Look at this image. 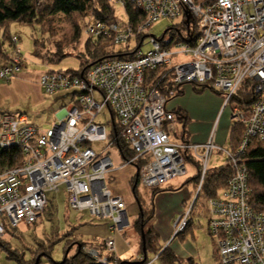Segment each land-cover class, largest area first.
Segmentation results:
<instances>
[{
	"label": "built area",
	"instance_id": "built-area-1",
	"mask_svg": "<svg viewBox=\"0 0 264 264\" xmlns=\"http://www.w3.org/2000/svg\"><path fill=\"white\" fill-rule=\"evenodd\" d=\"M110 2L124 9L132 6L142 18L134 22L127 14L124 23L90 19L83 33L107 40L113 48L140 39L131 57L101 60L78 76L52 70L41 75L38 83L47 95L66 91L72 100L47 130L30 124L24 115L0 110V239L6 235V221L13 227L38 224L48 203L47 193L58 192L62 185L70 210L110 220L114 235L123 231L129 222L127 204L108 186L114 161L92 146L106 141L115 145L121 138L134 151V158L123 160V165L144 162L137 172L147 190L187 177V160L192 159L200 166L198 195L212 154L226 155L233 174L227 188L208 200V230L216 239L218 263L264 264V213L250 205L248 175L241 165V155L250 143L264 141V0ZM183 17L192 43L170 49L152 37L154 49L146 54L139 51L142 35L152 24ZM11 41L14 53L8 64L0 66V81L15 78L24 66L18 36ZM173 59L182 60L173 65ZM157 69L171 74L176 84L204 85L222 94L224 107L232 105V120L244 126L236 151L217 145L213 134L204 144L172 141L178 130L168 101L157 87L146 85V72ZM242 88L254 94L250 105L232 103ZM106 110L110 131L96 122ZM188 216L179 218V231L187 225ZM105 249L116 253L114 238L105 240ZM84 251L95 259L101 257L97 249L85 247ZM107 260L103 257L100 262L107 264Z\"/></svg>",
	"mask_w": 264,
	"mask_h": 264
},
{
	"label": "rangeland",
	"instance_id": "rangeland-1",
	"mask_svg": "<svg viewBox=\"0 0 264 264\" xmlns=\"http://www.w3.org/2000/svg\"><path fill=\"white\" fill-rule=\"evenodd\" d=\"M115 9L116 13L114 19L119 23L126 22V10L119 4H115ZM58 18L54 23L55 27H52L53 30L44 32L45 29H43V33H41L38 27L30 28L18 23L10 25L9 33L12 36H18L20 38L19 49L24 58V66L20 74L27 75L31 82L35 81L36 78L39 79L41 75L50 70L63 72L67 70H81L82 64H85L89 60L85 48L87 38L84 33L82 34L79 44L71 45L75 29H73V26L70 25L67 20H64V18L63 20ZM169 28H172V30L164 36L163 43L170 49H174L178 43L184 42L178 30L184 38L188 37L186 20L184 17L183 19L175 21L161 19L152 24L151 27L144 32L142 35V46L139 51L146 54L153 50L154 46L151 42V38L154 37L156 40L160 41L165 31ZM3 35L4 31L0 30L1 39H3ZM34 39L41 41L39 45L42 54L51 55L58 50V46H62L65 48V53H69V56L62 59L59 63H45L35 56ZM139 43L140 39L136 40L132 38L127 44L108 48V51H133ZM5 48L9 55L14 53V49L9 46V44L6 43ZM180 60L182 59H173V65L178 64ZM11 81L12 79L10 81H0V83H10ZM32 89L35 91V89L31 87V89L28 90H19V93L15 95V112L7 110H3V112L24 115L27 117L30 124L47 130L56 123L62 109L72 101L70 99L71 96L67 95L66 91L59 92L55 96H49L42 88L41 93H33ZM183 90V95L169 101L168 108L171 111L180 109L187 114L189 121L186 128L187 132L194 135L196 141L204 139L208 134L209 126L212 125L210 132L212 131V134H217V137H220L223 143L226 142V145L229 142L230 129L234 125V121L231 119L232 105H229L230 107H224L223 98L210 88L197 92L192 85L187 84L183 87ZM220 105H223V107L220 108L217 115L218 118L216 117L215 119L217 121L214 124L215 121L213 122V117L216 115ZM110 118V113L106 110L97 117L96 122L106 125L108 131H110ZM176 128L179 131L182 130L181 124L176 123ZM171 139L173 142L181 141L177 135L172 136ZM257 145H264V142L254 141L251 148ZM92 146L98 152L103 150V155L110 156L114 161L115 167L119 162L123 161L117 145H111L110 141H106L103 144H93ZM226 162V155L219 151H215L210 157L209 169L211 171L219 168ZM187 167L189 170V175L187 177L174 179L165 183L164 186H174L176 189H179L180 186H184L183 188L187 186L186 188L193 193L191 202L184 204V198H186L184 194H171L170 196L158 197L163 194L160 193L154 200L155 214L146 209L147 204H151L152 193L141 185H139L138 196L142 199L140 201L144 206H142V209H139L134 196L135 185H133V182L135 178H133L130 184L131 190L128 188L125 189L127 194L126 198L130 199V193H133L135 199V203H131L130 206L129 204L127 205L130 225L126 226L124 229L122 228L123 231H118L115 235L109 230L111 224L110 220L94 219L87 212L70 210L68 207V194L65 185H62L58 192H48L47 209L44 211L38 224L27 226L24 223H20L18 227H13L7 221L5 222L7 231L6 235L0 239V264H19L15 255L23 258L26 264L37 263L39 259H41L40 264L60 263L63 261L64 257H66L65 255L68 251L67 257H72L75 253H78L77 251L80 252L81 247L77 245L79 242L89 247L91 245L98 248L100 254L104 256L107 255V252L103 243L108 238H114L117 254L115 253L113 256L108 254L106 256V259H108L107 264L111 263L109 260L115 263L118 255L122 256L123 260L138 259L140 257L139 252L141 249L142 237L137 231L136 219L141 215L147 220V227H145L143 232L149 230L152 224L164 231L168 230V227L173 228L168 243H166V237H161V233L155 227L153 229L154 231L156 230L161 237V246L170 247L175 255L184 261L183 264H219L216 256V239L208 232V200L204 197H200L190 214L197 199V192L194 189L195 185L194 182L191 181L197 174V169L195 164L188 160ZM135 176H137V174ZM110 181L111 180H109V182ZM184 181L185 183L188 182V184L183 185ZM182 189L180 188L177 191H181ZM177 191L167 192L172 193ZM124 202L126 201L124 200ZM175 213L177 214L176 216L174 215ZM180 213H182V215H178ZM187 213H189L188 220H191L192 223L183 234L178 235L184 230L179 231L181 226L179 225V218ZM177 221L178 224H176ZM67 246L69 247L65 252L64 249ZM4 247L9 248V250L7 251ZM47 253L51 256L47 257ZM148 258L154 259V254L149 252ZM155 260L156 259H154V262L152 261L151 264H162L160 261Z\"/></svg>",
	"mask_w": 264,
	"mask_h": 264
},
{
	"label": "trees",
	"instance_id": "trees-1",
	"mask_svg": "<svg viewBox=\"0 0 264 264\" xmlns=\"http://www.w3.org/2000/svg\"><path fill=\"white\" fill-rule=\"evenodd\" d=\"M126 13L130 17V20L136 22L142 18V13L138 10L134 9L132 6H127L125 8ZM115 5L110 2V0H0V30L4 31L3 39L0 37V66H4L8 64L11 60L12 55L7 53L5 45L6 43L9 44L14 49L12 44V35L9 33L10 25L13 23H18L23 26H28L30 28L38 27L41 33L53 30L52 27H55L54 23L56 19L60 20H67L70 25L73 26L75 32L73 34V42L71 45H76L80 43L82 34H83V27L87 21L90 19L102 21V22H109L115 20ZM84 24V25H83ZM48 28V29H47ZM172 28H169L163 34L161 42H163L164 36L170 31ZM188 32V27H187ZM178 33L181 39L184 42L192 43L191 40L184 38L181 32L178 30ZM86 37V36H85ZM19 38V37H18ZM87 38V37H86ZM20 40V38H19ZM40 40L34 39L35 45V56L38 57L43 62L49 63H59L62 59L69 56V53H65L64 47L58 46V50L51 55L42 54L40 49ZM70 45V44H69ZM68 45V46H69ZM85 48L87 50L89 60L82 64L81 70H67L65 73L78 76L81 72H86L92 65L96 64L97 62L108 59V58H117L126 60L133 55L135 51H119V52H110L108 48H113L111 44L102 38H87L85 42ZM4 64H2V63ZM146 85L150 87H157L161 93L166 97L168 103L175 98L180 97L183 95L184 90L183 87L187 84H176L171 77V74H164L161 69H157L154 71L146 72ZM192 85L195 91L200 92L207 88L208 86L204 85H197V84H188ZM211 89V88H210ZM213 90V89H212ZM215 91V90H214ZM222 98V94L217 92ZM253 92L246 90V88H242L238 94L232 99V103H240L245 105H250L253 101ZM176 119V123L181 124L182 130L181 136L180 131L176 134L177 137L181 139L184 143H189V136L187 132V125L189 123L187 114L180 109H174L171 111ZM114 116V115H113ZM116 121V117L114 116ZM118 133V129L116 131ZM244 134V126L241 123L234 122V125L231 128L230 136H229V147L232 151H236L239 143L242 139ZM116 133H113L110 137L111 140H114ZM262 141V140H259ZM264 142V141H262ZM252 141L248 147V150L241 155V165H243L247 171L248 175V186L250 189V196L249 202L251 207L255 212L264 213V145H257L253 148ZM115 144L117 145L120 155L124 161H128L134 158V151L131 150L125 143V141L121 138L115 140ZM192 163L195 164L197 169V174L193 177L191 181L194 182L195 191L197 192L198 183H199V174H200V166L197 162L190 159ZM144 162L139 161L134 163L136 169L141 170ZM139 172L137 176H135V180L133 182L134 186V196L136 199V203L139 206V209H142L144 206L138 196V189L139 185H141L139 179ZM233 174V170L231 165L227 161L224 165L214 170H211L207 173L204 185L202 186L201 190L197 195L196 202L190 211L192 213L198 199L200 197H204L205 199L209 200L218 196L220 191L224 190L228 186L229 179ZM185 184H188L185 183ZM142 186V185H141ZM184 186L180 187L181 189ZM144 188V187H143ZM179 188V189H180ZM179 189L170 187H162L159 186L150 190L152 193L151 204L148 205L146 209L150 210L155 214V199L160 193H164L167 191H177ZM149 191V190H148ZM47 209V207H46ZM45 209V211H46ZM144 210V209H143ZM140 211V210H139ZM142 211V210H141ZM140 215V214H139ZM142 216V215H141ZM138 216L136 219V228L141 237L144 235L145 238V247H146V254L143 253V237L141 241V249L139 252L140 257L135 260H123L117 256L116 262H112L110 264H151L154 259L160 261L162 264H183L184 261L177 257L175 253L171 250L170 247L161 246L160 244V235L155 230L154 231V224L149 230L143 232L145 227H147V220L142 216ZM153 218V217H152ZM153 220V219H152ZM192 221L188 220L187 226L184 228L181 235L183 234L187 228L191 225ZM209 232V230H208ZM144 233V234H143ZM210 233V232H209ZM143 234V235H142ZM211 234V233H210ZM177 235V236H178ZM79 242V241H78ZM116 243V242H115ZM78 247H81L80 252L75 253L72 257H64L63 261L60 263L54 264H103L100 262V259L106 257L107 255H101L99 259H95L89 254H87L83 249L86 244L79 242ZM105 248V241L103 243ZM69 246H67L64 250L67 251ZM7 251L9 248L4 247ZM90 248L97 249L90 245ZM99 251V250H98ZM149 252L154 254V259H149L148 254ZM117 254V250H116ZM113 256V254H110ZM46 256H51L49 253ZM217 256V254H216ZM15 258L19 261V264H26L23 258L15 255ZM155 260V261H156ZM36 261V260H35ZM190 262V261H188ZM41 259L38 260L36 263L31 264H40Z\"/></svg>",
	"mask_w": 264,
	"mask_h": 264
},
{
	"label": "crops",
	"instance_id": "crops-1",
	"mask_svg": "<svg viewBox=\"0 0 264 264\" xmlns=\"http://www.w3.org/2000/svg\"><path fill=\"white\" fill-rule=\"evenodd\" d=\"M2 64H4V63H2ZM30 82H31V80L28 79L27 75L19 74L16 76V78L12 79V81L10 83H0V110H7V111L15 112V95L17 93H19V90H28V89H31V87H32L35 89V91H33V89H32L33 93H41V87L38 85L39 84L38 78H36L35 81H33L31 83ZM169 103L167 104V108H168ZM222 104H223V102H222ZM221 107H223V105L219 106L216 115L213 117V122L215 121L214 124L217 121L215 119H216V117L218 118L217 115H218ZM231 119H232V117H231ZM220 121H221V119H220ZM211 127H212V125L209 126L207 136L204 137V139H202L200 141H196L194 139V135L188 133L190 142L194 143V144L206 143L210 139L211 134L213 133L212 131H211L212 133L210 132ZM230 132H231V129H230ZM213 138H214V141L217 145L229 147V142L225 145L226 142L223 143V140L220 139V137H217V134L216 135L213 134ZM226 139H227V137H226ZM227 140H225V141H227ZM123 164H124L123 161L119 162V164L115 167L113 172L109 175V180H111V181L109 182V180H108V186L114 194L121 195L123 197V199L126 201L127 205L129 204V206H130L131 203H135V199H134L133 193H130L131 198L127 199L126 198L127 194L125 192V189L128 188L129 190H131L130 184L132 182V179L134 178V176L138 172H137V169L135 166H131V165L124 166ZM183 178H185V177H183ZM184 184H185V181H184L183 185ZM162 187H170V186L169 185H167V186L162 185ZM172 187L175 188L174 186H172ZM186 187L187 186H185V188H183L181 191L172 192V193H170V192L163 193V194L159 195L158 197L170 196L171 194H184L186 196V198H184V204H188L191 202V198L193 196V193L191 191H189ZM127 201H129V202H127ZM176 213L174 214L175 216L177 215ZM127 215H128V212H127ZM178 215H182V213H180ZM128 221H129V217H128ZM128 225H130L129 222H128ZM155 228L161 233V237L162 236L166 237V241H167L166 243H168L170 241L171 230L173 228L168 227V230H166V231L161 230L157 226H155ZM118 257L120 259H123L122 256L118 255Z\"/></svg>",
	"mask_w": 264,
	"mask_h": 264
},
{
	"label": "water",
	"instance_id": "water-1",
	"mask_svg": "<svg viewBox=\"0 0 264 264\" xmlns=\"http://www.w3.org/2000/svg\"><path fill=\"white\" fill-rule=\"evenodd\" d=\"M143 235V234H142ZM143 237V253L146 254V247H145V238H144V235L142 236ZM68 253V252H67Z\"/></svg>",
	"mask_w": 264,
	"mask_h": 264
}]
</instances>
